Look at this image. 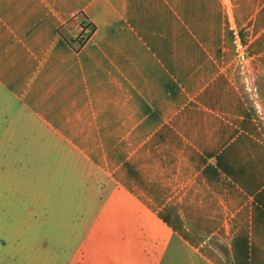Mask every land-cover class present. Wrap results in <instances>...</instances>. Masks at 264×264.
<instances>
[{"label":"crops","instance_id":"1","mask_svg":"<svg viewBox=\"0 0 264 264\" xmlns=\"http://www.w3.org/2000/svg\"><path fill=\"white\" fill-rule=\"evenodd\" d=\"M248 53L264 76V0H0V182L61 151L101 200L89 231L120 209L156 264H227L214 240L264 264Z\"/></svg>","mask_w":264,"mask_h":264},{"label":"rangeland","instance_id":"2","mask_svg":"<svg viewBox=\"0 0 264 264\" xmlns=\"http://www.w3.org/2000/svg\"><path fill=\"white\" fill-rule=\"evenodd\" d=\"M243 49L249 51L245 45ZM236 75L264 131V76L253 54L241 58ZM29 153L36 176L29 182L23 178L0 182L2 264H156L154 253L157 256L159 248L151 253L136 231H124L122 222L128 219L120 209L113 215L103 212L98 222L107 224L89 231L101 200L94 196V184L81 173L77 162L61 151L35 149ZM23 168L26 166L19 169ZM132 254L139 258L134 260Z\"/></svg>","mask_w":264,"mask_h":264},{"label":"trees","instance_id":"3","mask_svg":"<svg viewBox=\"0 0 264 264\" xmlns=\"http://www.w3.org/2000/svg\"><path fill=\"white\" fill-rule=\"evenodd\" d=\"M86 26L87 27H90V26H94V25L89 23ZM85 27H84L83 31H85ZM68 42L71 45H73L75 48H77L76 43H78V46H81L83 44L84 40H83V38L80 37V38H77L76 40L75 39L68 40ZM213 243L224 253L225 258H226V261H227V264H234L233 259H232V256L230 254V251H229L228 247L225 244L217 245L215 243V240L213 241Z\"/></svg>","mask_w":264,"mask_h":264},{"label":"built area","instance_id":"4","mask_svg":"<svg viewBox=\"0 0 264 264\" xmlns=\"http://www.w3.org/2000/svg\"><path fill=\"white\" fill-rule=\"evenodd\" d=\"M84 29V28H83ZM84 37V39L86 38V36H83Z\"/></svg>","mask_w":264,"mask_h":264}]
</instances>
